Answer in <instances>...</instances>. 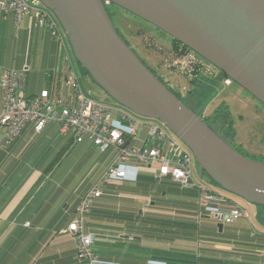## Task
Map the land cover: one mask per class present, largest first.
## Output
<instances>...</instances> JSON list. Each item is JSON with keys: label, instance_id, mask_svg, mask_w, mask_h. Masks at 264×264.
<instances>
[{"label": "crops", "instance_id": "crops-1", "mask_svg": "<svg viewBox=\"0 0 264 264\" xmlns=\"http://www.w3.org/2000/svg\"><path fill=\"white\" fill-rule=\"evenodd\" d=\"M32 46L41 56L34 69L29 62ZM57 62V40L47 30L38 29L33 17L27 16L16 34L13 17L0 15V77L3 69H24L28 74L24 93L38 94L51 87ZM35 77L40 81L36 90ZM58 132L55 124L39 134L26 130L11 150L13 160L0 167L8 177L0 178V264H79L76 240L62 231L72 222L87 191L80 189L77 195L57 201L70 174L59 184L53 183L56 162L67 154L68 145L75 143L61 139ZM85 143L96 149L91 142ZM106 152L110 153L108 170L116 152ZM124 169L128 178L105 184L86 218V230L96 234L95 251L105 264H194L202 248L226 251L222 248L226 243L201 239L225 226L211 217L214 203L201 208L195 191L170 178L156 177L139 162H130ZM9 178L20 179V183L6 187ZM257 207L256 222L264 228V208ZM249 219L248 213L246 220L252 229L264 234Z\"/></svg>", "mask_w": 264, "mask_h": 264}, {"label": "water", "instance_id": "water-1", "mask_svg": "<svg viewBox=\"0 0 264 264\" xmlns=\"http://www.w3.org/2000/svg\"><path fill=\"white\" fill-rule=\"evenodd\" d=\"M40 1L67 33L81 68L117 105L165 125L201 177L264 207V163L230 145L153 73L119 35L104 0ZM106 1L185 45L264 106V0Z\"/></svg>", "mask_w": 264, "mask_h": 264}, {"label": "built area", "instance_id": "built-area-1", "mask_svg": "<svg viewBox=\"0 0 264 264\" xmlns=\"http://www.w3.org/2000/svg\"><path fill=\"white\" fill-rule=\"evenodd\" d=\"M0 15L13 17L16 34L21 22L27 16L33 17L35 26L47 30L58 42V62L51 74L49 89L25 94L27 71L2 70L0 149H8L28 129L41 133L55 124L61 135L73 136L75 143L87 140L101 152H116L106 173L83 197L72 222L62 231L76 240L77 259L81 264H105L95 251L96 234L86 230V218L94 201L102 196L103 186L111 180L127 177L124 166L130 162L144 164L156 177L170 178L184 189L197 190L201 208L215 203L217 195L212 189L194 180L191 152L165 125L141 118L117 104L97 102L83 91L68 35L54 13L40 0H0ZM211 217L230 224L247 219L248 213L234 204L229 211L214 210Z\"/></svg>", "mask_w": 264, "mask_h": 264}, {"label": "rangeland", "instance_id": "rangeland-1", "mask_svg": "<svg viewBox=\"0 0 264 264\" xmlns=\"http://www.w3.org/2000/svg\"><path fill=\"white\" fill-rule=\"evenodd\" d=\"M119 24L125 35L127 44L138 57L156 73V75L164 79V81L170 85L171 89L174 88L179 92V95L189 108L203 117V119L208 118L210 120L212 118H218V124L222 127L225 125L223 128L224 133L220 132L221 130L218 128L219 134L221 136L222 134L226 135L227 138H224L226 141H229L228 143H230V145L246 157L264 163V112L259 111L254 101L247 98L248 92L245 93L242 88H239L238 85L231 80L227 83V80L217 81L213 78L210 79L209 82L205 81L203 85L199 84L195 81L196 73L192 70L197 67V61H193L192 58L195 56L194 54L193 56L179 55L172 49L169 42L156 34L147 23L121 16ZM40 58V52L32 46L29 53V62L32 69H34L36 62H38ZM73 61L83 91L86 94H90V97L97 102L116 104L115 101L84 72L74 55ZM36 79V77L32 79L33 88H35V90L39 88L40 82ZM214 126L219 127L218 125ZM51 135L52 134H50V136ZM58 135L61 139L66 138L68 140L71 138L70 136L63 137V135L61 137L59 132ZM109 154V152L103 153L93 147L91 148L88 143H73L71 146L68 145L67 154H65L61 161L59 160L56 162L57 168L54 170V175H52V182L56 184H59L68 174L71 175L67 177H70L68 182H66L68 186L59 194L57 201L60 202L67 199V197L69 199L73 195H77L80 189V191L85 189V191H87L86 193H88L95 182L100 180L106 173ZM8 158L9 160H13L11 155H9ZM14 158L16 159V157ZM0 165L3 166V163L1 162ZM192 175L195 182L199 185L207 186L208 184H212L211 179L207 175L200 176L199 165L194 157L192 161ZM0 177L1 179L4 177L8 178L5 172ZM10 179L11 178H9L8 181ZM13 183H20V179ZM209 185L207 187H212ZM103 188H106V186ZM232 200L248 211L250 214L249 221L256 230L264 231V228L261 225L258 227L256 222V209L258 208L256 205L249 204L237 197H233ZM210 247H212L211 244ZM222 248L226 250V252H232L236 260H244L246 256H249L246 255L249 251L245 247L241 248L242 251L239 250L240 252H235L238 251L239 248L233 251L235 247L231 244L223 245ZM220 252L222 251H218V254H220ZM262 253L261 255L257 253L254 254L253 258L257 262V256L259 255L261 264H264V252ZM250 258H252V256H250Z\"/></svg>", "mask_w": 264, "mask_h": 264}, {"label": "trees", "instance_id": "trees-1", "mask_svg": "<svg viewBox=\"0 0 264 264\" xmlns=\"http://www.w3.org/2000/svg\"><path fill=\"white\" fill-rule=\"evenodd\" d=\"M176 41V40H175ZM178 42V41H176ZM179 43V42H178ZM181 44V43H180ZM183 45V44H182ZM187 50H189L188 47H186L185 45H183ZM191 50V49H190ZM152 70V69H151ZM153 71V70H152ZM84 72L86 73V71L84 70ZM154 72V71H153ZM87 74V73H86ZM154 74H156L154 72ZM222 74V73H221ZM223 75V74H222ZM165 85L166 83L160 78L158 77ZM236 84V83H235ZM237 85V84H236ZM169 88V87H168ZM170 89V88H169ZM172 91V89H170ZM173 92V91H172ZM175 94V93H174ZM176 95V94H175ZM178 98H180L181 100H183V98L180 95H176ZM184 101V100H183ZM134 114V113H133ZM218 118H212L210 120H214V125L215 123L218 121ZM204 120L206 122H208L207 120H209L208 118H204ZM157 121V120H155ZM159 122V121H158ZM218 123V122H217ZM209 124V123H208ZM220 128L219 130H221L220 132H223V128L225 127V125L222 127L220 125H218ZM34 132V134H39L37 132H35L34 130H31ZM225 131V130H224ZM224 133V132H223ZM226 136V135H225ZM224 136V137H225ZM70 137L73 138V136L70 135ZM72 138H70L72 140ZM227 138V136L225 137ZM74 140V138H73ZM226 140V139H225ZM17 140H15L12 145L6 149H0V163H6L9 158V155L13 154V150L12 148L14 147L15 143ZM227 142H229L227 140ZM230 144V143H229ZM12 150V151H11ZM240 152V151H239ZM9 154V155H8ZM8 155V156H7ZM8 158V160H7ZM6 161V162H5ZM2 165H0L1 167ZM127 166V164L124 166V168ZM8 167V166H7ZM130 167V166H129ZM5 172V171H4ZM3 172V168L0 171V176L4 173ZM130 176V173H129ZM1 178V177H0ZM128 178V176L126 177ZM15 180L14 178L9 180V183L6 184V187H12L14 186L15 183H13ZM16 182V181H15ZM213 185H211L212 187H210V189H212L213 193H215L217 195V199L215 201V203L212 205L214 206V210H219V209H223L224 211H229L230 208L234 205L237 204V202H235L233 199V197H237L233 194H230L226 191H224L222 188H220L217 184H215L213 181H211ZM218 189V192H217ZM189 190V189H186ZM192 191H195L197 194V190L195 189H190ZM86 195V194H85ZM84 195V196H85ZM239 198V197H237ZM83 199V198H82ZM241 199V198H240ZM243 200V199H242ZM96 201V200H95ZM94 201V202H95ZM94 204V203H93ZM219 205V206H218ZM238 205V204H237ZM240 206V205H238ZM211 207V206H210ZM241 207V206H240ZM261 207V206H260ZM242 208V207H241ZM264 208V207H262ZM244 209V208H243ZM213 210V211H214ZM245 210V209H244ZM241 220H246V218H241L233 223L230 224H224V228L222 231H220V228L217 227L212 231V235H209L208 233H205V235L207 236H203L201 239L209 241L212 240L213 242L216 243H226L228 245H232L235 248L233 249V251L236 250V248H239L238 251L235 252H240L242 251L241 248H246L248 249L249 253H247L246 256L244 258V260H236V258H234L232 255V252H226V251H222L220 252V254H218V251L215 250H209L207 248H202L200 251L204 258H201L202 255L199 254L198 258L194 264H261V259L260 256L261 254H263L262 252H264V234H258L256 233L251 225L248 223V220L246 221H241ZM217 221V220H216ZM199 232L200 229L198 228ZM207 231V230H206ZM204 233V231H203ZM209 236H211V238H209ZM202 247H207V246H202ZM240 250V251H239ZM78 252V250H77ZM225 253H230V254H225ZM259 254L257 257V262L254 260L253 255L254 254ZM225 254V255H224ZM250 256H252V258H250ZM77 258V256H76ZM211 258V259H210ZM78 260V259H77ZM79 262V260H78ZM79 264H81L79 262ZM165 264V263H164Z\"/></svg>", "mask_w": 264, "mask_h": 264}, {"label": "flooded vegetation", "instance_id": "flooded-vegetation-1", "mask_svg": "<svg viewBox=\"0 0 264 264\" xmlns=\"http://www.w3.org/2000/svg\"><path fill=\"white\" fill-rule=\"evenodd\" d=\"M104 5L107 9V12L114 24V27L116 28L117 32L119 33V35L123 38V40L126 42L125 39V35L123 34V31L120 27L119 24V20L120 17H128V18H132L134 20L137 21H141L144 23L149 24L152 27V30L154 32H156V34H158L159 36H161L164 40H167V42H169V44L171 45L172 49L174 51H176L179 55L181 56H185V55H190L193 56V54L195 56L194 59L197 61L195 68H193L192 70L196 73V80L199 84L203 85L205 81H210V79L215 78V80L217 81H223V80H231L229 77H226L224 75L221 74V72L215 68L211 63H209L208 61H206L205 59H203L201 56L197 55L195 52H193L192 50H187L182 44L176 42L172 37L168 36L166 33H164L163 31L157 29L156 27H154L153 25H151L150 23L140 19L139 17L133 15L132 13L124 10L123 8L113 4L110 1H106L104 0ZM127 43V42H126ZM73 56V55H72ZM144 62V61H143ZM200 62V63H199ZM145 63V62H144ZM146 64V63H145ZM154 73V72H153ZM158 76V75H157ZM159 77V76H158ZM161 78V77H160ZM164 81V79H162ZM232 81V80H231ZM165 82V81H164ZM233 82V81H232ZM166 85L170 88V85L165 82ZM234 83V82H233ZM239 88H241L240 86H238ZM171 89V88H170ZM174 90V91H173ZM244 90V89H243ZM173 93H175L176 95H179V92L177 90H175L174 88H172ZM244 92L246 93V91L244 90ZM247 98L251 99V101H254V103L257 105V109L259 111L264 112V106L259 103L253 96H251L249 93L247 94ZM183 101V100H182ZM184 102V101H183ZM117 104V103H116ZM127 110V109H126ZM129 111V110H127ZM209 123V125L214 128V120H207ZM215 125H219L217 122L215 123ZM218 133L219 130L217 127L214 128ZM224 134H222V137L224 138ZM226 137V136H225ZM225 139V138H224Z\"/></svg>", "mask_w": 264, "mask_h": 264}]
</instances>
